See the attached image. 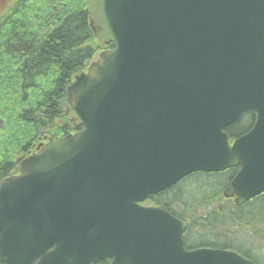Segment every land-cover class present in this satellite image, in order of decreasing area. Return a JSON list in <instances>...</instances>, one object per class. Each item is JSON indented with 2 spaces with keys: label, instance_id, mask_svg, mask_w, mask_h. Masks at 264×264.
<instances>
[{
  "label": "water",
  "instance_id": "obj_1",
  "mask_svg": "<svg viewBox=\"0 0 264 264\" xmlns=\"http://www.w3.org/2000/svg\"><path fill=\"white\" fill-rule=\"evenodd\" d=\"M88 14L114 48L67 90L82 130L0 182V264H255L186 250V224L140 203L238 166L225 196L264 193V0H91ZM248 110L231 144L225 129Z\"/></svg>",
  "mask_w": 264,
  "mask_h": 264
},
{
  "label": "trees",
  "instance_id": "obj_2",
  "mask_svg": "<svg viewBox=\"0 0 264 264\" xmlns=\"http://www.w3.org/2000/svg\"><path fill=\"white\" fill-rule=\"evenodd\" d=\"M89 3L90 0H0V181L18 173L22 160L40 142L48 143L78 130L66 117L67 89L99 53L112 48L95 38L89 23ZM244 121L250 124L242 130ZM254 121L255 113L248 111L226 131L233 139L246 133ZM225 174L230 176L225 182L207 186L222 190L233 171L193 177ZM185 194L181 202L190 211V229L202 227L208 217L224 231L226 238L214 245L216 248L239 253L230 228L241 226L256 231V225L264 223V202L258 203L263 195L240 208L221 203L200 214L197 212L202 204L190 198L192 193ZM249 252L241 255L254 261Z\"/></svg>",
  "mask_w": 264,
  "mask_h": 264
},
{
  "label": "flooded vegetation",
  "instance_id": "obj_3",
  "mask_svg": "<svg viewBox=\"0 0 264 264\" xmlns=\"http://www.w3.org/2000/svg\"><path fill=\"white\" fill-rule=\"evenodd\" d=\"M237 171H238V168L235 169L236 173H237ZM224 173L225 172H223L222 174H224ZM231 179H230V181H231ZM186 180H187V178H185L184 180H182L181 182H179L175 186H173V187H171V188H169V189H167L161 193H158L155 195H150L148 197V199L146 200L145 205L162 208V209L170 212L173 216H175V217H177V218H179V219H181L187 223L188 228H187L186 232L184 233V241H185L186 248H188V249L189 248L190 249L216 248V247H214V245H216L217 243L223 242V240L226 238L224 235L225 234L224 231L221 229V226H219V223H215L211 219L206 217L205 222L203 223L202 227H197L195 229L189 228V225L191 223V219L189 217L190 211L187 210L181 202V198L183 199V197H184V192L186 193L185 196L188 195L187 194L188 189H186L187 186L181 187L182 183ZM212 185H216V184H212ZM188 186H191V185L189 184ZM199 188L201 191L202 190L203 191H202V195H201L202 198H197V202L201 203L202 206H204L207 211H210V210L216 209L217 207H220L221 203H229V204L235 205L233 198L223 197L224 196L223 195L224 188L221 191H219V193H215L218 190V188H216V189L211 188L209 190H207V186H206V190L203 189V187H199ZM260 196L264 197V193L261 194ZM190 198H192V197H190ZM250 201H248V202H250ZM246 204L242 205V206H246ZM204 241H206V242L204 244H202Z\"/></svg>",
  "mask_w": 264,
  "mask_h": 264
},
{
  "label": "rangeland",
  "instance_id": "obj_4",
  "mask_svg": "<svg viewBox=\"0 0 264 264\" xmlns=\"http://www.w3.org/2000/svg\"><path fill=\"white\" fill-rule=\"evenodd\" d=\"M245 122V121H244ZM250 121H246L245 124L242 126V130H245L249 127ZM223 176V175H222ZM222 176H211V177H206L203 175L196 176L191 179H187L186 182H183L181 187L187 186L186 189L188 193H192V196L194 198H202V194L199 193L201 190L197 188L198 186L193 185L192 189L191 186H188L191 183L195 182H201L202 185L199 187H203V189L206 190V186H211L214 183H220V182H225L229 175H227L224 179ZM205 185V186H204ZM217 185V184H216ZM215 185V186H216ZM196 186V187H195ZM213 187V188H218V190L215 193H219L220 187ZM190 189V190H189ZM209 190V188L207 189ZM194 192V193H193ZM197 201V199L195 200ZM262 202H264V197L263 200H259V204L262 205ZM206 211V208L203 206H200L198 208V212L204 213ZM260 230H263L261 232ZM230 231L232 235L234 236V244L235 246L238 247L239 253L242 254V252H249L254 259V261L257 264H264V223L256 225V231L250 230V229H245L243 227H238V228H230Z\"/></svg>",
  "mask_w": 264,
  "mask_h": 264
}]
</instances>
